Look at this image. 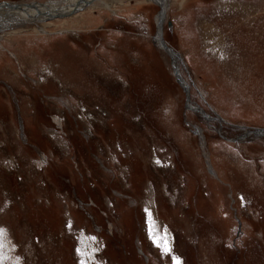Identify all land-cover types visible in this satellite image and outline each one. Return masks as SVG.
<instances>
[{"label":"rangeland","instance_id":"1","mask_svg":"<svg viewBox=\"0 0 264 264\" xmlns=\"http://www.w3.org/2000/svg\"><path fill=\"white\" fill-rule=\"evenodd\" d=\"M106 1L1 33L0 264H264V0Z\"/></svg>","mask_w":264,"mask_h":264},{"label":"bare ground","instance_id":"2","mask_svg":"<svg viewBox=\"0 0 264 264\" xmlns=\"http://www.w3.org/2000/svg\"><path fill=\"white\" fill-rule=\"evenodd\" d=\"M154 1V0H152ZM9 3V2H8ZM156 3L160 5L161 11L158 15V35L156 37V42L157 45L160 48H164L172 57V59L175 61L178 60L177 55L174 54L171 49H168L166 47L165 41L163 40L162 37V19L164 17V12H165V5H166V0H156ZM13 4V3H10ZM79 6L77 10L70 12L69 15L62 16V17H50V14L53 13H59V12H66L74 8L75 6ZM96 8H105L108 10H111V3L110 1L106 0H49L46 3H39L36 1H32L29 3H21L18 4L14 8H10L7 6H0V40L3 38L5 35H12L15 34L18 31L15 32H9L4 35H1V33L7 32L6 30H17V29H26L28 25H34L35 24V30L38 32L45 33V23L47 19H57V18H66L75 15L78 12L87 11L91 9H96ZM80 14V13H79ZM82 15V14H81ZM79 15V17L81 16ZM160 18V19H159ZM41 23V24H40ZM40 24V25H39ZM174 74L180 82V84L183 86L185 89L186 95H187V100L189 99V86L188 84L184 83L183 79L180 76V70L178 68V65L174 64ZM194 84V83H193ZM80 89V88H79ZM187 108L190 110H193L195 112H199L203 114V112L197 108H192L190 105L187 104ZM205 119H208L204 114H203ZM219 119V118H218ZM198 131V130H197ZM200 133V130L198 131ZM250 134L254 135L255 137H264V130L262 129H257L252 132H249ZM203 149V148H202ZM207 168L209 172L214 175V172L211 170L210 166H208L207 163ZM150 209V207H149ZM153 228L155 227L154 222L151 224ZM155 230V229H154ZM167 245V239L166 243Z\"/></svg>","mask_w":264,"mask_h":264},{"label":"water","instance_id":"3","mask_svg":"<svg viewBox=\"0 0 264 264\" xmlns=\"http://www.w3.org/2000/svg\"><path fill=\"white\" fill-rule=\"evenodd\" d=\"M1 5H3V6H7V7H10V8H14V7H16L18 4L17 3H13V4H10V3H8V2H0V6ZM78 5L77 6H75L74 8H72L71 10H69V11H66V12H59V13H53V14H50V17H62V16H66V15H69L70 14V12H72V11H75V10H77L78 9ZM209 171V170H208Z\"/></svg>","mask_w":264,"mask_h":264},{"label":"snow or ice","instance_id":"4","mask_svg":"<svg viewBox=\"0 0 264 264\" xmlns=\"http://www.w3.org/2000/svg\"><path fill=\"white\" fill-rule=\"evenodd\" d=\"M0 235H3V230H0ZM164 251L165 252L170 251V249L167 247L166 244H165V247H164ZM174 264H180L179 260H175Z\"/></svg>","mask_w":264,"mask_h":264}]
</instances>
